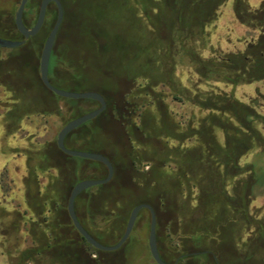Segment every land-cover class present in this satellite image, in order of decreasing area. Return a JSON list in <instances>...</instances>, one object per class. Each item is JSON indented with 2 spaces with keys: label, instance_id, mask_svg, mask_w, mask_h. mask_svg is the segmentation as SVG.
Here are the masks:
<instances>
[{
  "label": "trees",
  "instance_id": "16d2710c",
  "mask_svg": "<svg viewBox=\"0 0 264 264\" xmlns=\"http://www.w3.org/2000/svg\"><path fill=\"white\" fill-rule=\"evenodd\" d=\"M229 1L231 0H123L135 27L132 40L135 47L133 61L122 68L126 75L123 80L125 87L116 93L107 88L95 89L106 99L107 109L94 121L98 122L107 115L126 120L134 129L129 135L131 142L140 145L155 130L180 143L195 142L181 148L161 146L159 152L148 151L149 155L145 150L143 153L146 157L141 159L136 156L131 163L139 177H150L158 172L168 180L177 174L183 178L173 183L172 188L162 192L157 200L148 198L144 201L156 212L159 252L168 264H176L180 256L182 259L177 264H185L193 256L204 255L202 252L205 250L212 251L211 236L215 235L217 228L223 223L233 224L234 228L228 234L237 238L233 245L236 256L241 249L254 252L264 249V211L252 209L254 200L264 195V113L259 111L264 106V95L259 92L256 97L244 102L219 87L221 84L235 88L264 82V0H261L257 8H252L248 0H233L236 19L259 33L256 39L239 51L211 44L210 28L218 21L222 6ZM41 2L42 0H29L24 14L25 21L29 15L39 13ZM56 18L57 8L51 4L42 28L47 30V37ZM62 28L63 26L59 35ZM54 56V62L50 63L49 77L51 83L59 88L56 76L60 59L56 48ZM180 68L190 69L197 78V83L192 87L183 85L177 74ZM38 73L37 66L39 82L54 102L50 113L60 115L62 110L56 102L61 98L43 85ZM76 78L77 76L72 77L74 80ZM201 85L210 89H201ZM169 97L181 103L192 104L206 112V115L199 119L196 126L187 124L179 129L166 110L165 101ZM15 100L18 103L24 102L17 95ZM65 101L69 113L76 110L70 120L95 110L92 109L95 106L99 107L97 102L89 99ZM17 106L9 113L11 120L16 117L19 121L23 115L30 114V111H26L22 116L15 115ZM80 107L82 111H78ZM150 107L158 115L154 112L151 124H148L146 116L150 113ZM86 129L87 125H82L71 132L66 137L65 144L69 149L105 155L112 162L115 174L108 184L102 186L113 184L118 175V166L112 157L79 143V133ZM57 151L69 158L60 150ZM250 154H253L252 160L243 163L242 160ZM81 162L95 164L102 171L96 179L106 178L108 171L103 164L86 159ZM169 164L175 166V172L171 174L167 171ZM206 164L211 166L205 168ZM145 166L148 167L147 170L144 169ZM74 171L78 173L79 167H74ZM174 173L176 174L173 175ZM151 181L154 185L158 183L154 179ZM76 184L71 187L69 195ZM194 190L197 203L188 207L193 210L192 214L203 210L205 214L201 221L193 224L192 220L189 222L184 214L176 211L184 201L185 192L190 196ZM188 200L186 201L189 202ZM38 204H41V200ZM171 207L173 215L168 213ZM109 208V204L104 205L103 210L96 215L89 206L80 210L78 203L75 204L80 223L99 242H104L106 232L100 229L96 218L105 215ZM133 208L128 209L122 220L118 241L126 230ZM58 209L60 214L55 223H46L44 227L43 223L38 224L41 227L38 230L39 238H34V246L20 252L17 264H109L106 259L108 252L96 250L89 245L70 219L69 223L66 218L61 219L65 214L64 208ZM121 210H125L123 204L118 209ZM117 214L120 215L119 212ZM237 223L240 224V231L234 226ZM243 234L247 238L241 245ZM127 242L116 252L122 251ZM211 264H222L219 254H216ZM231 264L239 263L234 260Z\"/></svg>",
  "mask_w": 264,
  "mask_h": 264
},
{
  "label": "rangeland",
  "instance_id": "374dc122",
  "mask_svg": "<svg viewBox=\"0 0 264 264\" xmlns=\"http://www.w3.org/2000/svg\"><path fill=\"white\" fill-rule=\"evenodd\" d=\"M20 1L0 0V36H16L13 23ZM60 1L64 8V22L55 44L60 59L56 76L59 88L81 92L107 88L113 93L121 92L126 78L122 68L133 61L135 50L132 45L135 27L126 3L123 0ZM248 2L252 8L261 4V0ZM37 17L38 13H33L26 21L34 24ZM210 33L213 46L236 51L243 50L259 34L236 19L233 0L222 6L219 19L210 28ZM46 39L47 30H42L24 46L0 49V264H17L20 252L34 246V238H39V225L43 223L44 227L46 223H55L60 214L58 207L64 208L65 217L62 215L61 219L66 218L69 223L71 219L67 205L71 187L81 180L96 179L102 174L95 164L81 162L82 158H66L57 151L58 135L71 121L70 117L76 110L69 113L65 98H61L56 104L62 113H50L54 102L37 77V66ZM54 60L53 52L51 63ZM177 74L185 86L192 87L197 83V78L188 68H180ZM38 76L40 78L39 73ZM75 76L76 80L72 79ZM219 87L244 102L256 97L259 92L264 95V82L235 88L223 84ZM200 88L210 89L206 85ZM16 95L24 102L18 103ZM117 96L120 98V94ZM165 102L167 112L179 129L187 124L196 126L199 119L206 115L198 107L178 102L171 97ZM15 105H18L15 115L22 116L26 111H30V114L23 115L19 121L16 117L11 120L9 113ZM97 108L95 106L92 109ZM78 111H82V108ZM259 111L264 113V106ZM149 112L146 119L151 124V116L155 115L156 110L150 107ZM85 125L87 129L79 133V143L111 156L118 166V175L113 184L85 191L76 202L80 210L89 206L96 215L103 210L104 205H110V210L105 215L97 216L96 222L106 232L104 242L100 243L113 246L118 241V232L128 209L144 203L148 198L157 200L162 192L172 188L173 183L183 179L177 174L168 180L158 172L150 177H139L131 165L133 158L146 157L143 153L145 150L148 154V151L159 152L161 146L181 148L195 142L180 143L155 130L150 132L146 141H142L143 145H138L129 140L130 133L134 131L131 124L115 115H107L98 122L93 120ZM252 158L253 154H250L242 162L251 161ZM210 166L206 164L205 168ZM74 167H79L78 173ZM167 171L169 174L175 172V166L169 164ZM152 179L158 183L152 184ZM196 197V190L190 196L185 192L184 201L176 211L184 214L189 222L192 220L193 224L201 221L205 214L204 210L192 214L193 210L188 207L196 205ZM39 200L41 204H38ZM121 204L125 210L118 211ZM171 209H168V213L173 215ZM252 209L264 211V195L254 200ZM150 221L149 211L143 209L123 250L108 252L106 259L109 264H156L148 245ZM234 226L240 231V224ZM233 228V224L223 223L215 235L211 236L213 250H205L202 252L204 255L193 256L185 264H211L216 254H219L222 264H231L234 260L239 264H264V249L255 252L241 249L236 256L233 245L237 238L228 234ZM241 236H244L240 241L243 245L247 236Z\"/></svg>",
  "mask_w": 264,
  "mask_h": 264
},
{
  "label": "water",
  "instance_id": "95a60500",
  "mask_svg": "<svg viewBox=\"0 0 264 264\" xmlns=\"http://www.w3.org/2000/svg\"><path fill=\"white\" fill-rule=\"evenodd\" d=\"M28 3L29 0H21L19 7L15 13V25L18 31L20 32V34L24 37V40L11 41L0 38V47L8 48V49L20 47L25 44L26 40L35 37L42 30L44 26L47 17L48 7L51 4H54L57 8V18L51 32L49 33L44 43L43 50L41 53L40 69H39L41 81L48 90H50L52 93H54L56 96L60 98L72 99V100L89 99L99 104V107L97 109L88 112L86 114H83L68 122L61 129L57 138V146L59 150L64 154L74 158H82V159L101 163L107 168L108 171L106 178L81 180L72 189L68 200L67 212L73 226L75 227L77 232L87 241V243L96 250L103 252L117 251L128 241L129 237L131 236L134 230L140 212L143 209H146L149 211L151 217L150 232L148 239V245L151 256L156 264H168L161 258L159 252L158 220H157L156 212L150 204L142 203V204H138L133 208L130 217L128 219L126 230L123 236L113 246H106L100 243L91 234H89L88 231L80 223L75 210L76 199L84 191L90 190L94 187L108 184L114 178L115 170L112 162L105 155L96 152L69 149L65 144V139L71 132L78 129L82 125H85L86 123L95 120L103 112H105V110L107 109V102L104 96L96 91H82V92L68 91L57 88L51 83L49 77L51 57L53 54V50L55 48V44L60 28L64 22V8L60 0H42L40 4L37 20L33 25V27L28 28L24 23V14Z\"/></svg>",
  "mask_w": 264,
  "mask_h": 264
},
{
  "label": "flooded vegetation",
  "instance_id": "af4514ba",
  "mask_svg": "<svg viewBox=\"0 0 264 264\" xmlns=\"http://www.w3.org/2000/svg\"><path fill=\"white\" fill-rule=\"evenodd\" d=\"M24 23H25V25L28 27V28H31V27H33V25L35 24H31V23H27L26 21H25V17H24ZM13 28H14V31H15V34H16V36H13V35H11V36H8V35H2V36H0V38H3V39H6V40H11V41H22V40H24V37L20 34V32L18 31V29H17V27H16V25H15V19H14V23H13ZM29 40V39H28ZM28 40H26V42L28 41ZM25 42V43H26ZM0 49H8V48H1L0 47ZM53 52H54V50H53ZM39 69H40V63H39ZM39 75H40V72H39ZM41 79V78H40ZM77 200V199H76ZM182 259V256H180L178 259H177V262L178 261H180ZM176 262V263H177Z\"/></svg>",
  "mask_w": 264,
  "mask_h": 264
}]
</instances>
